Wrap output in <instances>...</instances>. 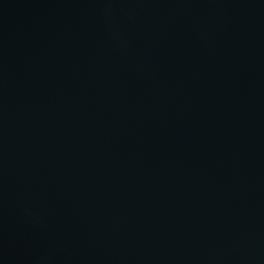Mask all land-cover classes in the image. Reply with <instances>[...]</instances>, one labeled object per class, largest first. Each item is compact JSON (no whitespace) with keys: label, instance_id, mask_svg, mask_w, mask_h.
I'll list each match as a JSON object with an SVG mask.
<instances>
[{"label":"water","instance_id":"water-1","mask_svg":"<svg viewBox=\"0 0 264 264\" xmlns=\"http://www.w3.org/2000/svg\"><path fill=\"white\" fill-rule=\"evenodd\" d=\"M0 264H264V0H0Z\"/></svg>","mask_w":264,"mask_h":264}]
</instances>
